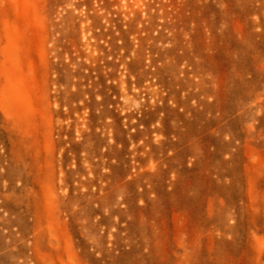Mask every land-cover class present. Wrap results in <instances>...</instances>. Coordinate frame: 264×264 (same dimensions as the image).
<instances>
[{"label":"rangeland","instance_id":"obj_1","mask_svg":"<svg viewBox=\"0 0 264 264\" xmlns=\"http://www.w3.org/2000/svg\"><path fill=\"white\" fill-rule=\"evenodd\" d=\"M35 240L264 264V0H0V255Z\"/></svg>","mask_w":264,"mask_h":264},{"label":"bare ground","instance_id":"obj_2","mask_svg":"<svg viewBox=\"0 0 264 264\" xmlns=\"http://www.w3.org/2000/svg\"><path fill=\"white\" fill-rule=\"evenodd\" d=\"M143 235L145 238V245L151 247L157 242V235H155L154 232L146 230ZM39 246V241L35 240L25 245L18 254L6 253L0 255V264H50L43 255L41 256L38 254Z\"/></svg>","mask_w":264,"mask_h":264}]
</instances>
